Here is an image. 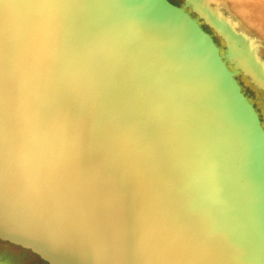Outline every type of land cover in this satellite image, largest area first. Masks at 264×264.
Here are the masks:
<instances>
[{
    "label": "snow or ice",
    "instance_id": "obj_1",
    "mask_svg": "<svg viewBox=\"0 0 264 264\" xmlns=\"http://www.w3.org/2000/svg\"><path fill=\"white\" fill-rule=\"evenodd\" d=\"M149 13L148 5L124 0H0V62L9 73V91L20 36L30 35L37 20L61 29L54 46L37 56L53 62L34 85L35 143L23 195L17 194L11 95L0 119V144L6 150L0 168V229L37 239L54 255L87 258L81 264H112L108 258L130 253L143 257L144 264H211L205 259L211 250L193 236L149 229L129 248L122 235L100 227L104 210L120 199L123 174L116 161L126 148L124 141L137 148L158 143L156 121L169 123L171 138L187 148L188 166L196 169L197 179L190 175L186 180L192 214L218 231L223 224L216 205L229 200L238 207L231 182L224 179L217 187L227 160L215 146V131L204 123L199 92L191 86L189 76L198 73L177 64L178 51L205 58L209 72H219V66L186 21L165 23ZM165 29L175 31L174 42L161 39ZM185 41L187 47L178 50L177 44ZM53 90L71 97V103L52 109ZM255 139L249 122V150ZM260 140L264 148V133ZM86 157L98 158L99 164L87 168ZM245 188H251L250 181ZM244 219L248 235L228 233L229 264H264V222L257 242L248 217Z\"/></svg>",
    "mask_w": 264,
    "mask_h": 264
},
{
    "label": "water",
    "instance_id": "obj_2",
    "mask_svg": "<svg viewBox=\"0 0 264 264\" xmlns=\"http://www.w3.org/2000/svg\"><path fill=\"white\" fill-rule=\"evenodd\" d=\"M185 1L186 5H188V0ZM124 2L129 5H148L150 8L149 16L157 18L165 23L171 22L172 15V18L174 17L175 20L186 21L187 24L190 25L191 28L194 29L204 40L207 50L211 54L212 62L219 66V72H209L207 70L208 64L205 58L191 57L184 52L178 51L177 64L191 66L192 69L198 73L197 77L190 75L189 80L192 87L196 89L202 87L205 90L206 95L204 97L199 95L200 103L204 109V123L214 129L215 146L217 141H219L217 147L221 150L227 160V165L223 170L224 177L221 178L217 187L218 189L222 187L223 180L227 179L233 184L234 191L237 194L236 200L238 201V207L229 200H222L221 203L216 205L218 218L223 224V228L219 230L222 233V236H217L212 243L207 245V248L211 250L210 256L214 258L219 257V247H227L230 251L228 252L230 255L228 256V260L230 261L233 259V252L230 247L229 237L226 235L231 231L234 224L239 223L244 225V229L247 231L248 235L249 223L245 222L244 219V217L247 216L251 228L253 229L254 238L259 242L261 226L262 222H264V148H262L260 140L261 134L264 133V125L262 124L260 114L254 106L253 101L243 91V87L236 77L238 73V65H235L234 69L228 65L221 52L220 46L215 42L213 36L207 32L200 22L192 17L183 7L172 3L170 0H124ZM199 14L202 15L200 12ZM202 16L210 25L220 32L219 29L213 25L211 20L207 19L204 15ZM34 26L44 27L47 25L37 20L34 22L32 30L34 29ZM175 35L176 33L174 30L168 29H165L160 33L161 39L171 42H174ZM29 37L30 35L20 36V47L23 45L22 42H27ZM226 40L227 44L230 46L229 40ZM53 46L48 44L42 45L35 50L30 52L26 51L25 54L18 55L12 61V88L10 91L7 85L9 73L2 66V62H0V119H3L6 114L9 95H11L14 105V120L16 125V143L14 151L17 178L20 180L19 186L17 185L18 195H23L25 183L31 171V160L35 143H32L33 140L35 141L34 130L32 127L34 85L38 80L45 77L49 66L53 62V58H46L43 62L38 61L37 56L42 51ZM186 47V41L182 44H177L178 50ZM242 70L245 72L244 69ZM218 75L232 78L234 85L239 90L240 97L246 105V119H243L242 114H234L223 95L221 89L222 84L219 83L220 81L217 78ZM262 89L264 90L263 86ZM51 98H54V101L51 102L53 103L52 109H58L66 103H71L72 99L71 97L66 99L64 96L57 94L55 90L50 93L49 100ZM248 118L249 120H247ZM249 122L253 126L256 134L255 144L251 150H249L246 140V126ZM153 124V127L159 128L160 130L158 156L161 159L163 167L169 169L173 174L182 176L185 179L190 175L195 178L196 169L188 166V150L182 144L171 138L169 133V123L167 121H156ZM0 150L5 154L6 158V150L2 144H0ZM95 158L96 157H86L84 160L85 166L87 168L96 166ZM55 159H59V156L57 155ZM116 165L119 167V171L123 174V178L127 180L128 184L135 186V190L139 195L143 194L142 191H147L149 189L150 182H147L140 176V174L146 176L145 168L142 163H138L135 159L126 155L125 157H119L116 161ZM2 166L0 160V168H2ZM249 181L251 183V188L247 189L245 188V184ZM140 217H143L142 220H144L147 225H149V223L151 224L148 227L153 229L157 228L156 223L153 222V215L149 209H146L144 215ZM109 219H112L110 215H103L101 228H104V225H107ZM200 221H202L206 227L211 225L204 217H201ZM119 229V227H116L111 229V231L121 235ZM244 229L242 231H244ZM0 237L12 242L14 241L22 246L32 248L51 264H78L70 255L71 258L68 255H54L37 239L16 234L6 229H0ZM124 238L126 239L129 248H133L136 245L137 238L135 240L128 237ZM113 256L117 258L118 264H131V258H137V255L134 253L125 256ZM140 258L142 259L143 257L140 256ZM77 261L81 263V260L77 259ZM229 261L221 260L218 264H229Z\"/></svg>",
    "mask_w": 264,
    "mask_h": 264
},
{
    "label": "rangeland",
    "instance_id": "obj_3",
    "mask_svg": "<svg viewBox=\"0 0 264 264\" xmlns=\"http://www.w3.org/2000/svg\"><path fill=\"white\" fill-rule=\"evenodd\" d=\"M173 1L171 2L183 7L192 17L196 18L202 27L213 36L232 69L235 68V65H238L236 77L241 83L243 91L253 101L264 125V90L262 89V86L264 87V0H188V5H186L185 0ZM198 11L211 20L221 33L210 25ZM60 31L61 29L55 24L51 28L48 26H34L29 39L27 42H22L23 45L18 48L14 59L18 55L35 50L42 45L53 46ZM226 39L229 40L230 46L227 44ZM222 77L223 82L226 81V84L232 89L233 94L242 106V111L247 115L246 105L240 97L239 90L234 85L232 78ZM53 101L54 98L49 100L51 108H53V103H51ZM134 127L140 129L143 128V125H134ZM124 143L126 148L121 156H130L138 163L143 164L146 176L142 174L140 176L150 182V187L139 195L135 190V186L128 184L127 180L122 178L118 187L121 194L120 199L104 210L103 215L107 214L112 218L107 221L104 228L111 231V229L119 227L123 237L133 240L137 238L138 240L147 230L153 229L148 227L149 225L142 220L143 217H140L144 215L146 209H149L153 215V222L157 225V230L167 229L193 236L205 247L212 243L217 236H222L219 230L213 231L211 225L206 227L200 221L202 216L192 214L189 207L191 192L186 186L188 178L185 179L182 176L173 174L169 169L163 167L158 156V143H145L140 148L127 144L126 141ZM0 156L4 166L6 158L1 150ZM95 161L96 165L99 164L98 158H95ZM192 179H197V175ZM19 184L20 180L17 178V185L19 186ZM100 227H102V224ZM244 228V225L235 223L231 231H238L247 235ZM243 229L244 231H242ZM228 233L226 236H228ZM228 252L230 251L227 247H219L218 258L209 255L205 259L211 261V264H218L221 260L229 261L228 256L230 255ZM108 259L112 264H118L115 256ZM0 264L51 263L32 248L0 237Z\"/></svg>",
    "mask_w": 264,
    "mask_h": 264
},
{
    "label": "bare ground",
    "instance_id": "obj_4",
    "mask_svg": "<svg viewBox=\"0 0 264 264\" xmlns=\"http://www.w3.org/2000/svg\"><path fill=\"white\" fill-rule=\"evenodd\" d=\"M173 16V15H172ZM172 16H171V22H174V21H176L175 20V18L173 17L172 18ZM170 18V17H169ZM214 63V62H213ZM192 78V77H191ZM218 79H219V83H221L222 85L224 84V79H223V77L221 76V75H218V77H217ZM221 89H222V92H223V95L225 96V98H226V100H227V102H228V104H229V106L231 107V109L233 110V112H234V114H236V115H240V114H242V116H243V119H246V113L244 112V111H242V106L240 105V103H239V101L236 99V96L233 94V92H232V89L230 88V86H228V84H226V87H222L221 86ZM197 90H198V92H199V95L200 96H205L206 95V93H205V90L202 88V87H198L197 88ZM248 120V119H247ZM35 141L33 140V142L32 143H34ZM217 145H219V141H217V143H216V147H217ZM138 186H144V185H138ZM149 225H151L150 223H149ZM139 227H141V226H139ZM139 239V238H138ZM69 256V255H68ZM71 257H72V259L76 262V263H78V264H81L80 262H78L77 261V259L78 260H81V262L83 261V260H85V259H87V258H85V257H78V256H73V255H70ZM69 256V257H70ZM70 257V258H71ZM131 264H144V258H140V256L139 255H137V258H131Z\"/></svg>",
    "mask_w": 264,
    "mask_h": 264
},
{
    "label": "flooded vegetation",
    "instance_id": "obj_5",
    "mask_svg": "<svg viewBox=\"0 0 264 264\" xmlns=\"http://www.w3.org/2000/svg\"><path fill=\"white\" fill-rule=\"evenodd\" d=\"M170 1L174 2L173 0H170Z\"/></svg>",
    "mask_w": 264,
    "mask_h": 264
}]
</instances>
